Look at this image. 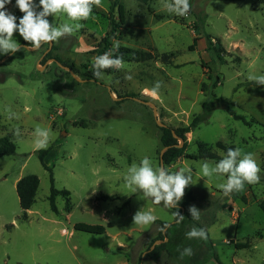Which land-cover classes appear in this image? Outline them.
Listing matches in <instances>:
<instances>
[{
    "label": "rangeland",
    "instance_id": "1",
    "mask_svg": "<svg viewBox=\"0 0 264 264\" xmlns=\"http://www.w3.org/2000/svg\"><path fill=\"white\" fill-rule=\"evenodd\" d=\"M166 2L102 0L72 35L32 49L17 31L13 38L21 50L0 53V139L16 145L15 154L0 156V264H264V212L258 205L264 199V85L249 80L264 75V0H189L185 16L169 13ZM5 9L17 24L24 15L16 0ZM47 19L55 26L75 23L64 13ZM104 38L106 51L119 41L113 56L127 58L123 67L104 69L95 79L93 63ZM143 53L152 58L141 60ZM157 81L161 87L154 92ZM213 95L212 115L191 129L185 152L166 167L190 169L193 176L196 200L190 206L200 210V219L178 223L175 208L133 193L125 177L145 156L160 167L164 147L157 120L186 127ZM221 99L247 123L230 115ZM145 102L155 104L156 113ZM6 108L18 118L9 119ZM17 127L19 138L13 135ZM37 127L50 130L46 163L56 188L71 192L57 197L58 214L48 199L50 173L34 146ZM218 141L252 153L260 182L226 196L218 187L226 174L202 177L203 163L215 166L225 156ZM200 142L216 157L189 158ZM28 175L38 176L40 185L23 220L16 180ZM139 210L157 219L134 224ZM157 220L169 225L163 240L157 239ZM76 223L101 225L105 232L75 230ZM192 227L205 229L207 240L188 239ZM161 243L167 250L151 260L147 253ZM246 243L251 247H236ZM187 247L193 255L181 259L178 249Z\"/></svg>",
    "mask_w": 264,
    "mask_h": 264
},
{
    "label": "clouds",
    "instance_id": "2",
    "mask_svg": "<svg viewBox=\"0 0 264 264\" xmlns=\"http://www.w3.org/2000/svg\"><path fill=\"white\" fill-rule=\"evenodd\" d=\"M12 0H0V53H15L21 50L20 44L13 38L15 32H19L24 41L29 42L32 49H38L42 43H51L58 41L61 37L72 35L83 27L79 21L87 20L93 12V6L101 7L102 0H39L37 5L34 0H16V6L24 14L19 19L6 11L5 5L10 4ZM164 8L169 13L177 16H185L190 11L189 0H170L166 2ZM37 8L42 10L37 11ZM60 13L67 15L68 19L75 23H63L55 26L50 23L47 17L56 16ZM120 47L119 41H114L112 49L103 55L97 56L93 63V75L97 79L103 77V70L108 68L123 67L122 56H113L118 52ZM28 51L29 49H24ZM131 80L132 77L126 76ZM250 81H255L258 85H264V75L251 76ZM161 87L159 81L154 85L153 91H158ZM8 118H18L16 113L10 109ZM13 135L20 137V128H15ZM34 146L36 150L46 149L49 146L50 130L37 127L35 129ZM202 177H211L213 174H226V183L218 185L223 193L227 196L233 192L243 191L245 183L256 184L260 182L261 168L254 159L252 153H244L240 148H229L226 155L215 164L209 165L205 162L201 165ZM126 185L132 189L133 193L139 191L144 198H152L153 203L161 204L169 209L178 208L182 200L185 189L193 184V176L190 169L181 168L179 171L170 172L168 168L161 165L153 168L151 160L145 156L139 165L133 163L128 168V174L125 177ZM191 218L200 219V210L195 206L188 209ZM173 215L177 217V222H182L184 216L178 211ZM157 217L151 212L137 211L133 216V223L137 225H150L155 222ZM188 239L207 240V233L203 228L192 227L186 233ZM180 258L193 255L190 247L182 251L178 249Z\"/></svg>",
    "mask_w": 264,
    "mask_h": 264
},
{
    "label": "trees",
    "instance_id": "3",
    "mask_svg": "<svg viewBox=\"0 0 264 264\" xmlns=\"http://www.w3.org/2000/svg\"><path fill=\"white\" fill-rule=\"evenodd\" d=\"M141 3L147 4L148 2L152 0H138ZM111 12L113 13L114 11V5H111ZM114 22V21H113ZM114 24V23H113ZM111 33H115V29L113 28ZM103 43V49L99 50V54H103L107 52V45L109 44L107 41V38H104L102 41ZM193 49V47H191ZM122 58H127V55L124 54ZM141 60H147L149 58H152V55L150 53H143L140 56ZM162 58L164 60H167L168 56L163 55ZM132 60H136L135 58H132ZM107 71H110L111 68L106 69ZM92 78L97 79L94 77V75L91 76ZM214 99H210L206 101L203 106H202V112L199 115H196L191 123L186 126V127H179V128H173L171 126H166V127H161L162 130V137H161V143L163 147H167V150L163 154V163L165 167H169L178 157H180L186 150L187 144H188V139H187V134L191 132L192 128H196L202 121L205 119H208L211 115L213 110L216 107V95H213ZM221 103L225 105L226 110L230 115H232L236 119H241L244 122L245 119L242 115L236 114L235 111H233L228 103L227 99H221ZM247 123V122H246ZM175 134L177 137H175ZM178 138L183 139L182 146H179L180 141ZM198 154L195 155H189V158H192V160H206V158H215L216 154L210 150V146H208L205 143H198ZM216 146L221 149L225 155L227 153V150L229 148L235 149V145L233 144H226L222 141H218L216 143ZM51 151V148L48 149H41L39 150V158L40 161L43 165V167L49 171L50 173V180H51V189H50V195H49V202L50 206L53 212L56 214L59 213L58 208H57V197L58 196H63L65 198H69L71 195V192L69 190L63 189H57L55 186V181L53 177V170L51 167L48 166L46 163V157ZM16 153V145L15 143L9 138V137H4L0 139V156L3 155H13ZM40 185V180L38 176L36 175H28L23 178H21L17 184H16V190L17 194L19 197V204L20 208L22 210V216L21 219L27 220L28 219V212L29 210L32 209L33 205L36 202V194L38 191ZM100 199L103 200H113L114 196L111 195H102ZM196 200L192 185L190 184L186 189H185V194L180 201L178 208H175L176 211H178L181 215L184 217L189 218L190 220H193L191 218V215L188 211L191 203H193ZM259 207L261 210L264 212V199L260 200L258 203ZM67 211L69 212V208H67ZM158 221V220H157ZM159 224L161 225V230L160 234L157 239H162L167 237V232L163 233V230L167 228L169 225L167 222L164 221H158ZM75 230L79 231H84L88 233H95V234H102L105 232V228L101 225H90V224H85V223H76L74 225ZM237 248H250L251 244L246 243V244H237ZM166 244L161 243L160 245L156 246L155 248L151 249L148 253L147 256L153 260L157 261L161 253L166 251Z\"/></svg>",
    "mask_w": 264,
    "mask_h": 264
},
{
    "label": "water",
    "instance_id": "4",
    "mask_svg": "<svg viewBox=\"0 0 264 264\" xmlns=\"http://www.w3.org/2000/svg\"><path fill=\"white\" fill-rule=\"evenodd\" d=\"M51 43H52V42H51ZM136 100H138V101H140V102H144V101H142V100H140V99H138V98H136ZM145 103H148V104L152 105V107H153V109H154V112L156 113V106H155V104H153V103H151V102H145ZM157 123H158V125H159L160 127H166V126H167L166 124L161 123V122L158 121V120H157ZM175 137H177L176 134H175ZM178 139H179V141H180L179 146H182L183 139H182V138H178ZM166 150H167V147H164L163 150L161 151V154H160V166L163 165L164 167H165V165H164V163H163V154L165 153ZM165 231H166V229H164V233H165ZM165 240H166V239H165ZM165 240H164V241H165ZM161 242H163V241H161Z\"/></svg>",
    "mask_w": 264,
    "mask_h": 264
},
{
    "label": "crops",
    "instance_id": "5",
    "mask_svg": "<svg viewBox=\"0 0 264 264\" xmlns=\"http://www.w3.org/2000/svg\"><path fill=\"white\" fill-rule=\"evenodd\" d=\"M19 180L17 179L16 182H18Z\"/></svg>",
    "mask_w": 264,
    "mask_h": 264
}]
</instances>
